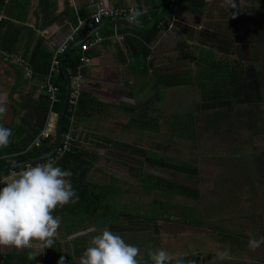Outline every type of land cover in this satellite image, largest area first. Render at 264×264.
Returning <instances> with one entry per match:
<instances>
[{
    "label": "rangeland",
    "instance_id": "rangeland-1",
    "mask_svg": "<svg viewBox=\"0 0 264 264\" xmlns=\"http://www.w3.org/2000/svg\"><path fill=\"white\" fill-rule=\"evenodd\" d=\"M150 1L153 0L146 4ZM249 3L238 2L239 31L247 30L246 22L256 11ZM119 4L120 8L128 6H123L122 1ZM163 7L164 1L160 10ZM168 8L174 25L160 32L150 44L147 59L142 55L133 59L122 42L110 48V55L128 61L125 77L131 79L129 92V84L122 85L118 100L116 96L111 98L117 109L105 120L108 122L89 124L87 130L81 127L88 133L77 137L78 149L96 155L85 182L95 187L92 193L99 213L87 221L82 212L71 210L69 203L62 206L66 220L55 236L71 233L70 238L60 241L69 244L68 252L73 249L71 243L77 247L88 243L89 247L93 236L131 216L133 226L146 228L112 232L137 246L143 260H150L149 250L164 249L171 257L192 256L195 264H264V244L254 251L248 246L249 233L257 239L264 236V178L256 170L259 163L264 167V81L258 105L233 106L230 110L198 109L202 90L196 75H203V71H193V79L186 78L191 83L153 85L155 72L174 69L181 74L191 67L181 62L171 66L179 53L177 48L199 46L192 16L175 2ZM116 27L125 28L121 22H112L101 30L111 32ZM141 67L146 69L145 74ZM130 108L137 109L131 112ZM133 118L137 124L130 121ZM129 146L171 165L193 166L194 171L186 174L147 165ZM140 174L194 188L198 195L190 199L150 186L143 189L138 184ZM229 248L228 258L218 260L217 253ZM82 255L83 252L73 254L72 264H80Z\"/></svg>",
    "mask_w": 264,
    "mask_h": 264
},
{
    "label": "trees",
    "instance_id": "trees-1",
    "mask_svg": "<svg viewBox=\"0 0 264 264\" xmlns=\"http://www.w3.org/2000/svg\"><path fill=\"white\" fill-rule=\"evenodd\" d=\"M8 1L9 0H0V11L5 13L6 15V10L8 12V10H12L16 7L17 11L19 9H24L29 0H19V4L13 3V6H11V8ZM163 1L164 4L165 1L167 2L162 10L161 16L147 28L135 29L121 22L122 24H124L125 28L120 30V32L128 34L127 36H123L122 40L125 46H127L131 57H133V59L135 56L139 55H142L143 58L149 57L148 55L150 54V44H152L156 40V37L160 32L167 29L168 26L172 27L174 25L173 22L170 23L172 14L170 9L168 8V5H170L171 2H175V6L179 7L183 12L192 16V20L194 22L193 25L196 28L195 32L197 40L199 41V43H197L199 44V46L192 48L191 46L186 45V48L184 49L177 48L176 52L179 53L171 61V66L174 67L175 64L177 65L179 62H181L182 64L190 63L191 67L183 70L181 74L174 69L163 72L161 74L155 72L153 75V85L161 84L164 87H169L191 83V80L193 79L192 76H195L193 74V71H203V75H201V73L196 75V77L201 80V83H199V87L202 90L200 104L198 106L199 110H212L217 108H225L226 110H230V108H232L233 106H245L251 108L258 105L262 100L261 93L264 81V0H245L246 2H250L249 4H253V8L256 11L252 12V14L249 16L248 21L246 22L247 30L243 31H239L238 28L239 12L237 11L239 0H235V9L222 7L221 5L223 3V0H160V3L157 2L156 6H152V11H149L147 15L144 14L138 18L139 22L137 24L146 25L152 19H154L155 15L160 11V6ZM48 2L49 0H38L37 2V6L39 10H41V14L44 20L47 19L46 14L48 11ZM64 2L67 3V0H64ZM150 3H152V1H150ZM136 8L139 9L138 4L137 6H135V9H132L136 10ZM63 13L67 16V18H70L71 21H74V24H76V17L83 19L87 16L86 11H78V13L75 15L72 7L67 5L64 6ZM233 13H235V18H232ZM201 17L203 21L201 20L200 22ZM54 18L50 17V19L48 20V24L51 23ZM6 21L8 20L1 19L0 25L6 23ZM111 23L112 22H109L108 19L102 20L101 23L98 24L101 25L97 29L98 33L101 36H104L107 31H102L101 28L105 24ZM230 26H232V28ZM88 30L89 28H85L86 32ZM78 31L80 30H77L74 33V40L70 42L71 44L76 42L82 35L81 34L75 38V34H77ZM108 34H110V32H108ZM91 39L92 37L89 36L85 41H91ZM82 43L83 42H81L80 44ZM195 49H197V52H195ZM200 52L203 53V55H200ZM79 56L80 45H76L74 48L67 51L63 57V66L69 79L76 73L77 67L80 65ZM49 62L50 59L39 71L38 77L40 80H42V84L44 83V79L47 75ZM200 63H202L203 65L200 66ZM140 71L141 73L145 74L146 69L141 67ZM189 77L191 78V80L187 81L186 78ZM177 79H182L181 83H178ZM50 81L52 85L57 89V101L52 106V112L54 114H57L64 99L65 93V84L59 67L56 71V75L54 77L51 76ZM74 88V85L71 84V92L74 91ZM84 97H87L86 94L79 92L75 105L72 107L67 104L64 110L61 121L60 137L65 132L70 131V149L61 157L55 159V161L56 165L60 168L61 164H66V167L68 166V170H70L72 173V176L69 179L78 199H76L74 203H69L71 210L82 212L85 216V220L90 221V219H92V217L99 212L97 211L98 207L95 204L97 198L92 193V189L95 187L94 185L85 182V178L89 169L94 168V160L96 158V155L90 156L89 154H86V152L78 149V134L75 131L78 126L73 123L74 116L85 118L82 111V108L84 106L82 105L84 104L82 98ZM44 102V111L46 113L48 110V99L46 94L44 96ZM136 109L137 108H130V111L133 112ZM130 121H133L135 122V124H137V121L134 118ZM43 125L44 120H42V123L40 124V130L42 129ZM45 140H47L48 143H45V145L39 148L38 151H36L34 154L22 156L21 158H19V162L27 160L26 158L30 159L40 156L50 150L54 143V136L48 137ZM128 149L135 153H139L142 161L147 165L160 166L162 168H169L173 170L175 169L177 171L179 170L185 172L186 174H192V172L194 171L193 166L189 165L188 167L185 165L184 167H182L165 163L163 160L158 159V157L151 155V153L139 150L137 147L129 146ZM53 157L54 155L42 160L39 163H47ZM36 163L38 162H34L29 165L32 166ZM256 163L258 164V161H256ZM256 170L260 174V177L264 178V167L261 163H259ZM6 172L7 171L5 170L3 171V173ZM138 184L143 189L147 188V186H150V189L159 190L168 194L181 196L183 198L194 199L198 195V191L194 188H190L181 184H175L167 180L164 181L147 174H140L138 178ZM59 209L62 208H56L53 211V216L59 217V215H62V210L59 211ZM132 218L133 217L131 216H126L124 217L122 223H120L119 225H110L108 229L110 231H123L127 229L146 228L145 226L142 227L141 225L137 227L133 226ZM64 219H66L65 214L61 216V223ZM66 236H68V234H66ZM61 240H64L63 236L54 238L51 248H44L42 246L38 254H32L24 259L23 257H21V263L61 264V258H63L62 264H72L71 256L73 254L77 256L82 252L84 253L88 245L87 243L83 246V243H81V245L77 247L76 244L71 243V247L73 246V249L68 252L66 251V249L67 246L69 247V244H61ZM72 241L73 240H70V242ZM67 242H69V240ZM11 256L12 255H3L2 261L0 258V264H10ZM177 257H181L186 262L190 261L191 264H195L192 256L184 255ZM173 258L175 259L176 257ZM15 260L17 261V258ZM143 261H146L147 264H152L151 260Z\"/></svg>",
    "mask_w": 264,
    "mask_h": 264
},
{
    "label": "crops",
    "instance_id": "crops-1",
    "mask_svg": "<svg viewBox=\"0 0 264 264\" xmlns=\"http://www.w3.org/2000/svg\"><path fill=\"white\" fill-rule=\"evenodd\" d=\"M18 1L9 0L10 8L13 3L19 4ZM102 1L110 8H120L119 1H122L123 6L128 4L127 7H123L124 9L132 8L138 4L139 10L146 15L152 11V6L157 4V0H153L152 3L149 2L148 5L146 4L147 0ZM37 2L38 0H29L24 9L17 11L16 7L8 10V12L6 10L7 15L0 11V20H8L0 25V104L7 107V112L0 119V124L12 131L9 145L6 148H0V167L17 163L20 161L19 158L24 155L34 154L45 143H48L47 140H41L38 145H34L32 144L34 138L45 127L55 126L57 114L50 113L48 110L46 113L44 111L45 92L42 89V80L38 77L39 71L49 61L55 48L71 34L76 24L63 13L64 6H70L67 4L68 2L49 0L47 19L45 20ZM86 2L87 0H74V6L71 7L75 15L78 11H86ZM50 17L55 18L48 24ZM122 29L116 27L115 29L112 28L110 34L107 30L104 36L99 34L103 40L84 53L88 61L80 68L79 79L76 83L78 84V94L82 92L87 97L82 98L84 103L82 104L84 105L82 111L85 118L78 116L73 118V123L78 126V129H75L78 134L77 137L88 133L86 130L87 126H90L89 124L95 126V122L96 124L108 122L105 120L111 118L110 116L114 115L113 111L117 109L111 98L116 96V100H118L122 85L128 83L127 90L129 92L131 79L125 77L126 73L129 72L126 71L127 64L125 62H128L127 59L120 57L118 60L114 55L109 54L110 48L116 47L117 43L118 46H121L119 44L121 42L124 45L122 37L128 34L121 33L120 30ZM79 30L75 34V38L81 34H88L86 37H89V32H86L85 28ZM70 44L68 43L67 46ZM121 63L123 65L120 66ZM122 66H124L123 69ZM55 75L56 73H54ZM128 79L130 80L128 81ZM69 81L74 85L73 79L70 78ZM120 103L121 101L118 102V104ZM42 120H44V125L40 130ZM89 153L86 152V154ZM61 167L63 170H68L66 164H61ZM24 168V166H20L5 170L6 173H3L4 170L0 171V187H3V184L9 182L15 173L23 171ZM57 208H61V206H57ZM62 213L65 214V209ZM61 216L59 215L60 219ZM59 237L61 236H54V238ZM63 237L64 239L70 238L71 233ZM41 248L42 242L40 241H32L31 246L19 249L0 246V258L2 261L3 255H12L10 264H20L21 257L24 259L32 254H38Z\"/></svg>",
    "mask_w": 264,
    "mask_h": 264
},
{
    "label": "clouds",
    "instance_id": "clouds-1",
    "mask_svg": "<svg viewBox=\"0 0 264 264\" xmlns=\"http://www.w3.org/2000/svg\"><path fill=\"white\" fill-rule=\"evenodd\" d=\"M221 6L235 9V0H223ZM142 15L144 12L136 8L128 20L138 23ZM6 112L7 107L0 104V119ZM11 135V129L0 124V148L9 145ZM71 176L70 170H63L56 166L55 160H49L15 173L3 184L0 187V246L25 248L35 240L42 242L44 248H51L61 223L60 217L53 216V211L57 206L78 199L69 179ZM249 237L248 246L253 251L264 244V236L257 239L249 233ZM229 254L230 248L225 249L217 253V259L222 261ZM148 256L152 264H191L181 257L174 259L164 249L149 250ZM138 257L137 246L126 243L120 235L105 228L92 237L80 264H147L143 257ZM62 261L63 258L61 264Z\"/></svg>",
    "mask_w": 264,
    "mask_h": 264
},
{
    "label": "built area",
    "instance_id": "built-area-1",
    "mask_svg": "<svg viewBox=\"0 0 264 264\" xmlns=\"http://www.w3.org/2000/svg\"><path fill=\"white\" fill-rule=\"evenodd\" d=\"M175 1V0H174ZM68 4L70 6H74V0H67ZM85 9L87 11V16L83 19H80L76 17V25L71 32L70 35H68L61 44H59L55 50L52 52L48 70H47V75L44 79V83L42 85V88L47 96L48 99V112H52V106L56 103V92L57 89L52 85L50 78L51 76L56 73L58 69V56L65 50L67 44L69 42L73 41V34L78 30V29H83V28H92L95 25H98L101 23L102 20L104 19H110L114 17H121L124 19L128 20L129 15L134 11L132 8H127V9H114L107 7L106 4L102 0H87L85 4ZM88 30V32H90ZM89 36L92 37L91 41L89 43L84 42L83 44L80 45V56H79V63L80 65L77 67L76 73L71 76V79H73L74 82V91L70 92V97L68 100V103L70 106H74L77 95H78V84L76 83L79 79V70L80 68L87 63V58L85 57L84 53L94 46L97 43H100L103 38L99 35L97 30L91 31L89 33ZM55 126H50V127H45L40 131L38 136H36L32 142L34 145H38L41 140H45L48 137L54 136V131ZM70 141H71V133L70 131L65 132L64 134L61 135L58 147L56 151L54 152V158L52 159H57L61 157L64 153L68 152L70 149ZM51 159V160H52ZM37 164H40L39 162L32 165V167L36 166ZM31 165H26L24 166V170Z\"/></svg>",
    "mask_w": 264,
    "mask_h": 264
},
{
    "label": "water",
    "instance_id": "water-1",
    "mask_svg": "<svg viewBox=\"0 0 264 264\" xmlns=\"http://www.w3.org/2000/svg\"><path fill=\"white\" fill-rule=\"evenodd\" d=\"M166 2L167 1H165L164 7L166 5ZM162 10H160L158 12V14L154 17V19H152L146 25H138L137 23H131V22H129V20L124 19V18H121V17L110 18V19H108V21L109 22H116V21L123 22V23L127 24L128 26H130L132 28H135V29H144V28H147L148 26H150L156 19H158L161 16ZM100 26L101 25H95V26H93L92 29L90 30V32L91 31H94V30H97ZM87 35L88 34H86L84 37H86ZM80 41H77L75 43H72V44L68 45L65 48V50L58 57V67H59V70H60V72L62 74V77H63V80H64L65 93H64V99L62 101V104L60 106V109H59V111H58V113L56 115L55 133H54V143H53L51 149L48 150L46 153L40 155V156L31 158V159H27V160H24V161H21V162H17V163H14V164L6 165V166H1L0 167V171L10 170V169L17 168V167H20V166L29 165V164L34 163V162H41L42 160L47 159L50 156H52L54 154V152L56 151V149L58 147V144H59V140H60V128H61L62 117H63V114H64V110H65V108L67 106V103H68V100H69V97H70V92H71V84H70V81H69V77L66 74L65 69H64V66H63V57H64V55H65V53L67 51H69L70 49L74 48L77 44H79Z\"/></svg>",
    "mask_w": 264,
    "mask_h": 264
},
{
    "label": "bare ground",
    "instance_id": "bare-ground-1",
    "mask_svg": "<svg viewBox=\"0 0 264 264\" xmlns=\"http://www.w3.org/2000/svg\"><path fill=\"white\" fill-rule=\"evenodd\" d=\"M78 30H79V29H78ZM84 36H85V35H82L81 38H79V39L77 40V41H80V40H81V41L79 42V44H77V45H81V44H80L81 42L84 43V41H85L86 38H87V37H84ZM82 38H83V39H82ZM73 40H74V34H73ZM77 41H76V42H77ZM85 42H86V43H89L90 41H85ZM69 43H70V42H69ZM74 43H75V42H74ZM83 43H82V44H83Z\"/></svg>",
    "mask_w": 264,
    "mask_h": 264
}]
</instances>
